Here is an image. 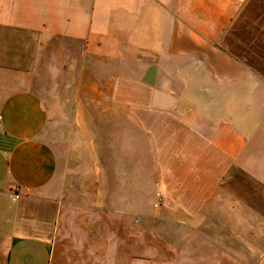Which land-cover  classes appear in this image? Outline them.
Here are the masks:
<instances>
[{"label":"crops","instance_id":"crops-1","mask_svg":"<svg viewBox=\"0 0 264 264\" xmlns=\"http://www.w3.org/2000/svg\"><path fill=\"white\" fill-rule=\"evenodd\" d=\"M0 264H264V0H0Z\"/></svg>","mask_w":264,"mask_h":264},{"label":"built area","instance_id":"built-area-1","mask_svg":"<svg viewBox=\"0 0 264 264\" xmlns=\"http://www.w3.org/2000/svg\"><path fill=\"white\" fill-rule=\"evenodd\" d=\"M14 195L16 196V197H18L19 195H20V193L17 191V190H14Z\"/></svg>","mask_w":264,"mask_h":264}]
</instances>
